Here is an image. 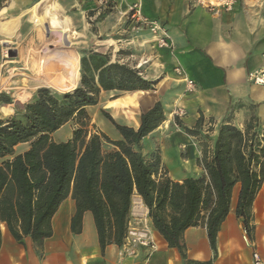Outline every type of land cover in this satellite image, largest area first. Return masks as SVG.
Segmentation results:
<instances>
[{
  "label": "crops",
  "instance_id": "1",
  "mask_svg": "<svg viewBox=\"0 0 264 264\" xmlns=\"http://www.w3.org/2000/svg\"><path fill=\"white\" fill-rule=\"evenodd\" d=\"M86 1L36 0L29 3L28 0H0V45H11L15 41H21L23 26L16 30L19 26L18 21L23 23L29 21L33 24L40 21L47 32L48 43L45 48H41L46 54L49 52V46L60 50L61 45L53 46L50 39L56 34L66 47L64 51L78 56L79 68L81 57L78 46H88L93 41L101 45L100 53L110 54V63H114L119 42L127 41L107 38L100 42L89 33L83 12L92 13L90 19H98L100 16L96 15L97 6L87 3L84 10L81 8L84 22L82 29H79L74 19L69 16V9L81 7ZM111 1L116 5L115 9L121 16L118 19L121 20L136 2V0ZM140 3L143 14L151 20L161 22L170 37L172 49L157 48L151 36L147 37V41H143L145 44L151 42L153 51L151 64L159 57L157 61L166 71L159 72L155 79L161 78L162 75L164 81L154 92L157 96L148 97L146 96L148 92L143 91L122 93L126 96L108 101L104 109L112 111V118L116 122L123 119L121 125L138 130L141 115L161 102L165 108L166 120L143 140L142 153L144 156L158 154L162 171L175 182L182 183L188 178L197 179L205 174L198 162L205 151L209 155L213 152L219 129L230 114H233V122L240 129L244 128L245 122L252 116H256L264 124V87H257L248 80L249 72L262 63L264 0H239L232 12L219 14L196 7L187 0H140ZM104 14L105 12L102 15ZM107 16L111 17L112 13ZM33 24L29 25L34 28ZM105 25V21H101L100 27L104 28ZM140 34L133 33L131 37L136 36L142 40L144 37ZM138 45H141L140 40ZM144 61L145 59L140 61L136 68L140 69L149 63ZM175 67H181L186 75L196 82L197 91L194 94H185V85L174 73ZM164 73L169 77H165ZM168 80L172 82L169 87L175 91L169 92L170 96H165L164 91L159 94L160 88ZM23 87L30 91L49 88L31 79L24 81ZM1 90L8 93L16 92L18 89L7 79L0 85ZM135 94L140 95V104L137 107L146 108L142 112L138 108L130 107L136 99ZM9 107L5 106L7 113H11ZM179 107L186 110V116L183 118L175 114ZM91 109L95 107L87 108L91 118L90 128L93 129L90 133H103L113 141L122 140L113 125L110 122L108 124L103 116L92 115ZM116 109L118 111L115 112ZM123 113L128 117L123 118ZM200 119L202 122L197 128ZM66 128L69 129V134L63 142L72 139L75 126L68 123L53 135L55 142H62L57 141L55 136ZM187 130L194 133H187ZM105 145L110 147V150L113 148L109 144ZM20 147L25 148L17 153H23L28 149V145L24 144L18 146L16 151ZM239 189L238 186L233 193L231 212L218 234L216 252L211 248L204 225L190 228L184 233L185 248L181 253L178 249L168 246L154 229L151 221L149 225L159 250L148 264H251L254 250L264 258V185L253 207L255 231L252 241L248 239L242 222L235 213ZM135 199L142 201L139 196ZM76 212V202L70 195L51 221L53 236L46 239L42 246H38L30 237H25L21 243L17 242L7 226L1 225L0 264L143 263L146 255L144 249L135 258H121L120 247L115 244L102 250L91 212L83 215L81 233H73L72 220Z\"/></svg>",
  "mask_w": 264,
  "mask_h": 264
},
{
  "label": "trees",
  "instance_id": "2",
  "mask_svg": "<svg viewBox=\"0 0 264 264\" xmlns=\"http://www.w3.org/2000/svg\"><path fill=\"white\" fill-rule=\"evenodd\" d=\"M110 62V54L83 55L81 82L75 90L57 95L40 88L18 118L0 120V249L3 224L17 242L30 237L42 246L53 236L51 221L70 195L77 209L73 233H81L83 215L91 212L101 249L112 244L121 247L137 195L170 248L183 253L184 233L204 225L216 252L238 186L235 213L252 241L253 207L264 185V124L252 116L240 129L230 114L219 129L213 152L205 151L198 162L205 174L175 182L162 171L158 154L142 153L143 140L166 120L161 102L141 115L138 130L103 111L120 141L90 133L87 108L98 106L103 92H148L155 85L141 69L119 60ZM68 123L75 126L72 139L55 142L53 135ZM24 144L28 149L17 153ZM105 144L113 148L107 150Z\"/></svg>",
  "mask_w": 264,
  "mask_h": 264
},
{
  "label": "rangeland",
  "instance_id": "3",
  "mask_svg": "<svg viewBox=\"0 0 264 264\" xmlns=\"http://www.w3.org/2000/svg\"><path fill=\"white\" fill-rule=\"evenodd\" d=\"M9 1V0H8ZM29 3H32L36 0H28ZM63 0H61L62 2ZM87 3H92L97 6V4L93 0H87L85 4H82L81 7H78L76 9H69V16L74 19V21L77 23L76 25L79 27V29H82L84 27V22L82 20L81 11L84 10L87 7ZM64 4V3H63ZM116 5L111 1L110 7L108 10L105 11L104 15H101L98 19H90L92 13H84V16L86 17V23L88 25V31L89 33L97 38L100 42L107 39V38H114L117 41H127L119 42V49L116 53V61H120L121 63H125L130 65L131 67H137V64L145 59L144 62H149L147 65H144L141 69L143 76L146 80L150 81L153 80L154 88L150 91H148V97L157 96L154 92L157 91V87L164 81V77L161 75V78L155 79L157 77V74H160L159 72H166L163 70V67L159 65L158 58L154 59V61L151 64V42L148 44H145L143 41H147V37L150 36L148 31H141L140 35H143V39H138L136 36L131 37L133 33H135L131 28V23L124 17V19H118L121 16L119 15L118 11L115 9ZM82 8V10H81ZM98 8V6H97ZM112 13L111 17H108ZM21 17V16H20ZM20 20V19H17ZM101 21H105L104 28L100 27ZM19 26L16 30H21V41H15L13 44L8 45L5 44L3 46L0 45V85L5 80H10L11 83L15 84V87H17L16 92H6L1 90L0 91V120H7L10 118H18L20 114V110H22L26 104L33 101L35 98V95L37 91L40 89H36L35 91H30L24 88V81L29 80L32 76V72L28 67V63L37 57L41 53V47L36 42V30L35 28L31 27L29 24H33V22L27 21L26 23L18 21ZM34 35V36H33ZM53 46L55 47L59 44L61 46L60 50L64 51L66 47L63 43H61V39L56 35H52L50 37ZM138 40H140L141 45H138ZM131 41V42H129ZM134 41V42H132ZM114 45V44H113ZM80 48V57L82 58L83 55H88L91 52H100L99 48L101 45L99 43H96L93 41L88 46L86 45H79ZM9 48V49H8ZM150 58L149 60L147 58ZM38 59V58H37ZM155 63V64H154ZM25 65V66H24ZM81 69V68H80ZM165 77H169L167 73H164ZM31 76V77H30ZM170 80L167 81L165 85H162L160 88V93L165 92V96H170L169 92L175 91L170 86ZM172 84V82H171ZM80 85V84H79ZM45 88V87H43ZM49 89L57 95H62L64 93H68L67 91H63L60 87H49ZM57 90V91H56ZM136 93V92H135ZM119 96H126V94L117 93V92H103L101 94L100 103L98 106L95 107V109H91L90 113L93 115L103 116L102 112L106 109V103L115 97ZM136 99L134 100L132 106L134 108H138L139 111H144L145 107H137L138 104H140V95L135 94ZM9 100L10 104H7L6 101ZM25 101V102H24ZM5 106L9 107L11 110V113H7L5 111ZM165 109V108H164ZM115 112L118 111V109L114 110ZM111 116L112 111L106 110ZM4 114V115H3ZM123 118H127L128 115L126 113L122 114ZM91 119V118H90ZM108 124L109 121L106 120ZM118 123H123L124 120H117ZM91 127V124H90ZM89 127V130L92 131L93 129ZM69 134V129L66 128L56 134L55 138L57 141H65V137ZM25 147H20L17 152H20ZM105 149L110 150V147L105 145Z\"/></svg>",
  "mask_w": 264,
  "mask_h": 264
},
{
  "label": "built area",
  "instance_id": "4",
  "mask_svg": "<svg viewBox=\"0 0 264 264\" xmlns=\"http://www.w3.org/2000/svg\"><path fill=\"white\" fill-rule=\"evenodd\" d=\"M98 9L96 15L101 16L109 9L111 0H93ZM196 7H201L208 12L219 14L222 12H232L239 0H187ZM126 19L131 23V28L135 33L148 31L153 39V43L159 49H172V44L167 30L161 22L147 18L141 9L140 0L132 4ZM174 73L185 85V94L191 95L197 91V84L189 78L181 67H175ZM248 80L257 87H264V53L262 54L261 65L249 72ZM176 116L183 118L186 110L182 107L176 109ZM137 196V195H136ZM135 196V197H136ZM133 198L131 213L129 217L128 230L123 245L120 247L121 258L138 257L140 251H146L142 264H148L152 256L159 250L158 245L152 235L150 228L151 219L149 211L142 201ZM251 264H264V258L258 251L254 250Z\"/></svg>",
  "mask_w": 264,
  "mask_h": 264
},
{
  "label": "bare ground",
  "instance_id": "5",
  "mask_svg": "<svg viewBox=\"0 0 264 264\" xmlns=\"http://www.w3.org/2000/svg\"><path fill=\"white\" fill-rule=\"evenodd\" d=\"M39 22L33 24L36 30V41L41 48H45L48 43L47 32L45 26ZM28 67L32 72L31 81L43 86L54 88L58 86L63 91L71 92L80 84L79 58L68 51L49 46V52L46 54L42 49V53L32 59Z\"/></svg>",
  "mask_w": 264,
  "mask_h": 264
}]
</instances>
